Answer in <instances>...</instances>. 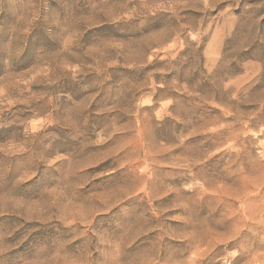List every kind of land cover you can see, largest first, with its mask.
<instances>
[{
    "label": "rangeland",
    "instance_id": "rangeland-1",
    "mask_svg": "<svg viewBox=\"0 0 264 264\" xmlns=\"http://www.w3.org/2000/svg\"><path fill=\"white\" fill-rule=\"evenodd\" d=\"M0 264H264V0H0Z\"/></svg>",
    "mask_w": 264,
    "mask_h": 264
}]
</instances>
